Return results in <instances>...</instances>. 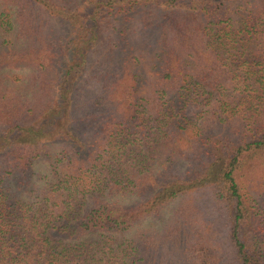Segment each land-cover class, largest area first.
Wrapping results in <instances>:
<instances>
[{"label": "trees", "instance_id": "16d2710c", "mask_svg": "<svg viewBox=\"0 0 264 264\" xmlns=\"http://www.w3.org/2000/svg\"><path fill=\"white\" fill-rule=\"evenodd\" d=\"M257 163L264 0H0V264H156L126 232L206 186L228 214L224 264H264L239 180Z\"/></svg>", "mask_w": 264, "mask_h": 264}, {"label": "rangeland", "instance_id": "374dc122", "mask_svg": "<svg viewBox=\"0 0 264 264\" xmlns=\"http://www.w3.org/2000/svg\"><path fill=\"white\" fill-rule=\"evenodd\" d=\"M31 19L38 25L41 23L42 34L48 32V25L61 31V25L51 18L42 17L35 7L30 8ZM48 21V22H47ZM48 24V25H47ZM10 74L21 77L23 82L29 81L31 71L26 66H14L8 69ZM39 98H43L39 91ZM42 100V99H39ZM215 136L224 135L236 137L231 122H217L206 128ZM37 169H42L43 162L37 163ZM242 192L249 197V204L255 208L254 218L258 221L264 218V166L255 164L243 167L239 172ZM179 207V208H178ZM264 226V220H261ZM228 214L215 203L212 189L209 186L197 187L188 192L185 197L173 199L168 208L158 215L143 219L136 223L126 234L141 235L142 243L149 239L153 244L151 251H161L163 255L153 261L156 264H196L193 249L207 246L213 250V258L224 264L233 258L234 249L228 238ZM149 245V244H148ZM144 246L145 251L147 247Z\"/></svg>", "mask_w": 264, "mask_h": 264}]
</instances>
